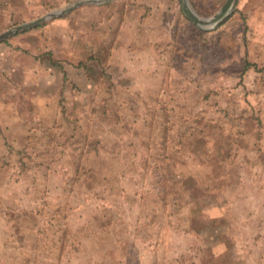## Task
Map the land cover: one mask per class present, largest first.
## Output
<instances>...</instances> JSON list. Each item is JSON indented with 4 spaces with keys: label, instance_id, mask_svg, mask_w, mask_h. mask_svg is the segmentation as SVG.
I'll use <instances>...</instances> for the list:
<instances>
[{
    "label": "rangeland",
    "instance_id": "obj_1",
    "mask_svg": "<svg viewBox=\"0 0 264 264\" xmlns=\"http://www.w3.org/2000/svg\"><path fill=\"white\" fill-rule=\"evenodd\" d=\"M78 0H0V33ZM209 26L227 0H189ZM0 264H264V0L203 28L112 0L0 41Z\"/></svg>",
    "mask_w": 264,
    "mask_h": 264
},
{
    "label": "water",
    "instance_id": "obj_2",
    "mask_svg": "<svg viewBox=\"0 0 264 264\" xmlns=\"http://www.w3.org/2000/svg\"><path fill=\"white\" fill-rule=\"evenodd\" d=\"M108 1L112 0H78L74 2L73 4L62 8L58 10L51 11L47 13L46 15L39 17L33 21H29L20 25H17L11 29H8L2 33H0V41H3L4 39H7L8 37L12 36L13 34L23 31L25 29L31 28L33 26H36L38 24H41L51 18L58 17L65 15L66 13L70 12L74 8L80 7L82 5H89V4H103ZM180 3L184 4L186 7L187 14L194 20H196L199 25L203 28H210V27H218L220 26L223 22L227 20V18L230 16V14L233 12V10L236 8L239 0H227L226 4L224 5V14L222 17L218 18L216 22L212 26H209L208 20L204 17L199 16L196 14L195 10L192 8L190 1L189 0H179Z\"/></svg>",
    "mask_w": 264,
    "mask_h": 264
}]
</instances>
